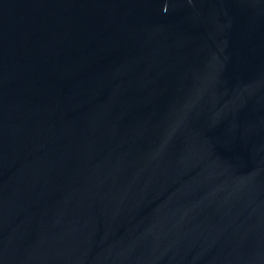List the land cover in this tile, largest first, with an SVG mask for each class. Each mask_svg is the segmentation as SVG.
<instances>
[{
    "label": "water",
    "instance_id": "obj_1",
    "mask_svg": "<svg viewBox=\"0 0 264 264\" xmlns=\"http://www.w3.org/2000/svg\"><path fill=\"white\" fill-rule=\"evenodd\" d=\"M0 264H264V0H0Z\"/></svg>",
    "mask_w": 264,
    "mask_h": 264
}]
</instances>
